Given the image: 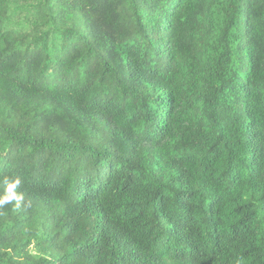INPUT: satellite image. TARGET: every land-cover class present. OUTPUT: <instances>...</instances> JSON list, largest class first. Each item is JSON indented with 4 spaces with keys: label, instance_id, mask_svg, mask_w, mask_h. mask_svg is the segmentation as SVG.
Segmentation results:
<instances>
[{
    "label": "trees",
    "instance_id": "1",
    "mask_svg": "<svg viewBox=\"0 0 264 264\" xmlns=\"http://www.w3.org/2000/svg\"><path fill=\"white\" fill-rule=\"evenodd\" d=\"M0 264H264V0H0Z\"/></svg>",
    "mask_w": 264,
    "mask_h": 264
}]
</instances>
